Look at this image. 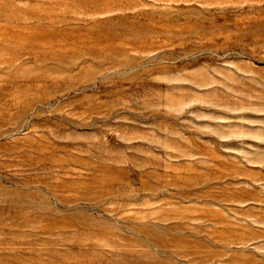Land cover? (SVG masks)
<instances>
[{"label":"rangeland","instance_id":"obj_1","mask_svg":"<svg viewBox=\"0 0 264 264\" xmlns=\"http://www.w3.org/2000/svg\"><path fill=\"white\" fill-rule=\"evenodd\" d=\"M0 264H264V0H0Z\"/></svg>","mask_w":264,"mask_h":264}]
</instances>
